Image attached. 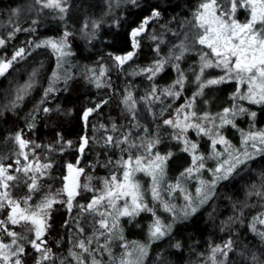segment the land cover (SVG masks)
<instances>
[{
	"label": "trees",
	"instance_id": "1",
	"mask_svg": "<svg viewBox=\"0 0 264 264\" xmlns=\"http://www.w3.org/2000/svg\"><path fill=\"white\" fill-rule=\"evenodd\" d=\"M201 2L138 0L140 7H136L126 0H66V12L61 13L58 9L41 7L36 0H0V38L6 41L0 46V59H10L17 50H25L23 58L15 61L8 72L0 76V164L5 167L11 165L10 173L21 179L23 173H16L17 167L37 162L51 164L45 175L39 177L40 190L31 194L29 203L32 205L64 187L68 164L83 169L79 184L88 185L87 189H79V195L73 199L72 210L66 203L53 205L48 220L50 227L43 237L45 246L51 249V258L43 264H67L71 261L77 264L69 252L81 251L75 247L82 237L80 229L83 228L88 236L96 228L97 217L85 210L97 194L92 190L101 189L103 180L113 174L121 177L123 169L118 161L139 149L130 148L128 143L117 145L116 141L127 135L129 143L139 146L146 137L158 136L161 142L156 150L163 154L172 153L165 168L169 180H174L189 165L188 154L183 151L180 141L173 138L164 120L171 116L183 98L193 92V77L187 67H196L195 57L186 54L180 60L179 69L183 67L186 77L184 87L180 98L166 111L155 104H143L138 98L143 99L144 92L151 86L166 85L176 78L177 73L170 65H165L150 82L141 70L152 66L162 56L177 53L182 34L191 36L190 22L194 21L193 14ZM152 7H156L161 15L149 22L145 34L136 37L139 46L133 48L131 29L150 15ZM14 10L18 11L14 13ZM247 18V12L238 10L237 19L244 22ZM17 28L21 30L16 31ZM66 32L69 33L71 54L66 64L68 72L65 73V66L60 64L58 67L51 47L36 45L43 39L59 38ZM128 52H135V55L119 65L115 56ZM34 71L37 74L33 87L13 107L17 87L26 83ZM101 71L103 75H100ZM54 72L60 77L58 80H54ZM97 78L101 87L96 86ZM50 86L55 90L45 96V90ZM234 89L233 82L213 85L204 90L201 99L213 102L221 99L219 107L209 110L213 112L231 103ZM129 93L136 103L131 110L124 103ZM196 105L202 106L200 101ZM248 107L256 113L250 122L261 127L264 124V104H250ZM45 108L49 111L45 112ZM90 108L94 111L85 121L83 113ZM236 123L245 127L247 121L239 119ZM17 133L29 141L23 149L28 156L27 161L20 155L21 150L15 141ZM83 134L88 142L79 156ZM226 134L232 140L236 137L230 128ZM108 137L113 138L112 143L106 142ZM68 141H71L70 146ZM199 145L206 152L204 137ZM17 160L20 165H17ZM10 185L13 199L20 200L29 195L24 183L13 181ZM256 192L264 193V154L241 165L229 179L218 181L211 198L196 213L187 218L167 219L166 225L172 226L171 231L161 239H152L148 235L152 222L150 212L141 211L133 217H121L114 229L115 236L109 242L111 255L101 249L100 264H118L123 244L126 242L131 247L134 241L147 249L141 264H212V249L229 240L232 241V249L225 264H252L253 255L257 257V264H264V239L253 231L254 220L264 211V195L258 196ZM56 199L66 201L67 197L61 194ZM161 214L168 217V214ZM7 215V209L0 210V219H6ZM9 228L25 237L20 240L25 248L22 264H36L40 253L28 243L35 238L34 234L21 225H9ZM121 235L123 239H120ZM2 238L5 243L10 240L6 235ZM105 242L104 237L98 245L93 236L89 248H99Z\"/></svg>",
	"mask_w": 264,
	"mask_h": 264
},
{
	"label": "snow or ice",
	"instance_id": "2",
	"mask_svg": "<svg viewBox=\"0 0 264 264\" xmlns=\"http://www.w3.org/2000/svg\"><path fill=\"white\" fill-rule=\"evenodd\" d=\"M36 2H42L45 8H55L61 13L66 12V8L64 7L66 0H36ZM126 2L140 7L138 0H126ZM240 9H244L248 13V18L244 22L237 19V12ZM15 11L18 10H14V13ZM160 15V11L156 7H152L150 9V15L145 17L137 27L131 29L133 48L139 46L136 37L145 32L149 22L155 20ZM193 16L194 21L190 22L191 29L193 30L191 33V44L193 46L197 44L203 46L200 50V71L196 75L198 91L193 94L192 99L186 105H182L181 108L176 110L177 116L175 119H167L164 121V124L170 125L177 130V134L173 138L177 140L183 138L185 145L183 151L192 153V166L181 173V180L191 177L194 172L197 174L200 173L205 167V157L195 154L198 145L190 142L185 137V133L190 128L195 129L197 134L209 136L214 150L218 143L224 145V153L227 154L228 159L222 163H218L215 169H209L213 173V180L210 183L200 180L201 187L196 189L198 203L194 204L192 197L187 193L185 194L187 203L182 210L183 218H187L189 215L196 213L199 207L207 203L211 198L210 191L214 189L218 181L229 179L239 166L247 164L248 161L253 160L257 155L264 154V130H250L247 133L242 132V149H236L224 136L219 134L218 128L226 124H232L235 127L233 119L228 118L230 115L234 118L236 115L246 113L248 111L247 109L239 106H234L232 109L225 108L223 114H217V117H211L206 113L202 117H199L198 120L196 119L197 114L195 111H186V109L193 107V101L196 96L203 95L206 87L219 85L232 80L238 84L237 92L233 94L234 98L247 100L253 104H264V0H202ZM20 30L19 28L16 29V31ZM68 35L69 33L66 32L64 38L61 40L49 39L42 41L41 44H37L36 46H50L55 52L60 54V59H62L68 55L64 51L67 47L66 38ZM187 40H189V36L186 34L185 41ZM5 42L4 38H0V46H3ZM178 47L180 54L174 57L177 61L183 58L186 51L190 50L184 41ZM205 48L209 51H205ZM24 52L25 50L21 48L10 59H0V76H4L15 61L22 59ZM134 55L135 52H128L123 56H115V60L119 65H123L126 61L131 60ZM172 58L157 60L151 67L142 69L141 71L150 73L149 79H152L163 70L164 66ZM59 66L60 64L58 62ZM174 67H176L179 76L174 84L165 89L162 94L178 97L180 92L175 89L177 86L181 90L183 89L186 77L180 71L178 64L174 65ZM213 67L221 69L224 74L214 79H202L205 70ZM36 74L34 71L26 83L17 87L16 98L12 103L13 107L19 101L23 100L24 96L33 87ZM100 75H103V71H101ZM53 78L54 80H58L60 77L54 72ZM239 85H246V91L241 93ZM96 86H102L99 78L96 79ZM54 90L50 86L45 90V96ZM156 91L153 88L151 95L155 96ZM155 98L158 99V97ZM124 103L129 105V110L135 105L131 93L125 97ZM44 111L48 112L49 109L45 108ZM93 111L94 109H87L83 113V119L87 121L89 114ZM182 114L183 118L181 119ZM249 114L253 118L256 116L255 112ZM216 119L220 120L219 125H216ZM204 122L211 124L212 127H208ZM82 140L83 142L79 149L80 152L84 151V147L88 142L86 137L82 138ZM15 141L21 150L20 155H23L27 161L28 156L23 152V149L28 146L29 141L23 139L20 133L16 134ZM106 142L112 143L113 138L108 137ZM160 142L158 136L155 138L146 137L137 146L134 143H129V137L127 135L122 140L115 142L117 145L128 143L130 148L138 147L143 149V153L136 156L129 154L127 159L122 158L118 161V164L123 169L122 176L118 177L113 174L110 178L103 180V187L101 189L92 190L97 194L93 196V199L87 204L85 210L99 216L97 220L99 227L93 233V236L95 237L98 233L99 236L105 237L106 242L104 245H100L99 248L93 250L89 248L93 237L79 240L75 247L81 251L69 252V255L77 261V264H86L85 253L91 256V264H100L95 258V255H92L94 251L103 249L111 255L109 242L115 236L114 229L117 228L120 217H133L141 211H152L145 203V190L140 181L136 179V173H143L151 178L150 191L153 200H159L166 211L172 212L174 210L175 205L169 204L161 197V182L165 176L167 160L172 156V153L169 152L166 155H162L159 151H154ZM67 143L69 146L71 145V141ZM36 147H39V145H36ZM249 148H251V151L248 150ZM221 155L222 153L214 151L213 155L208 158L218 159ZM16 163L20 165L19 160ZM11 167V165L5 167L3 164H0V189H2L0 191V210H8L6 219H0V264H22L21 256L25 253L24 245L20 243V240L25 239V237H22L15 230L10 229L9 225H21L28 232L34 234L35 238L29 240L28 243L40 253V259L37 260L36 264H43L44 261L51 258V249L45 246L46 242L43 239L47 229L50 227L48 224L50 212L53 205L57 203H66L68 209L71 210L73 199L79 195V189L81 187L88 188V185L81 186L78 181L83 169L74 168L72 164H68V175L64 177V187L55 194L50 193L45 195L40 202L32 205L29 203L32 198L31 194L40 190L39 177L45 175V170L49 169L51 164H40L37 162L35 165L26 163L17 167L15 172L23 173V179L18 175L11 174L9 172V168ZM13 181L24 183L28 188L29 195L20 200L13 199L9 191L11 187L10 182ZM177 189L186 192L181 187L180 180L175 185H168L167 191L171 193ZM61 194H66V201L56 199ZM255 194L258 196L264 195L262 192H256ZM81 207L83 208L84 206ZM260 223H264V220H261ZM171 227V225L162 224L157 218L150 228V235L152 239H161L171 231ZM80 231L83 232V229H80ZM253 231H256L254 226ZM257 234L261 239H264V232H258ZM3 235L10 238L9 242H4ZM120 239H123L122 235ZM124 247L127 249L128 246L124 245ZM176 247H179V244ZM231 249V240L226 242L223 247H214L210 257L212 264H225V260H217V254L227 258ZM135 251L138 253L135 258H133V252L125 251L119 260V264H141V258L146 255L147 249L145 246L139 245ZM252 264H257V257L255 255L252 257Z\"/></svg>",
	"mask_w": 264,
	"mask_h": 264
},
{
	"label": "rangeland",
	"instance_id": "3",
	"mask_svg": "<svg viewBox=\"0 0 264 264\" xmlns=\"http://www.w3.org/2000/svg\"><path fill=\"white\" fill-rule=\"evenodd\" d=\"M41 7H43V3H38ZM230 7V6H229ZM49 9H55V8H49ZM244 12H247L246 10L242 9ZM146 31H148V29L145 30V32L141 33L140 36L142 34H145ZM193 31V30H192ZM65 34V33H64ZM64 34L59 37V38H47V39H43L40 41L39 44H41L42 41H45V40H61L64 38ZM185 35L186 33L182 34V39L180 40V43L182 41L185 42V44L189 47V51H186L184 53V55L188 54V55H193L195 57V63H196V67L195 68H188L187 67V71H189V73H192V77H193V92L190 93V96L187 97V98H183L180 102V104L178 106H176L173 110V112L171 113V116L167 117L165 120L167 119H175L176 116H177V109L181 108L182 105H186L193 97V94L195 92L198 91V84L196 82V75L199 74V71H200V50L203 46H200V45H195L193 46L191 44V36H189V40L185 41ZM191 35V34H190ZM151 38H153L154 36L151 35L150 36ZM163 41V39H161V42ZM66 42H67V47L64 49L65 52L68 53V55L64 56L62 59H60V54L55 52L56 54V57H57V61L59 62V64H62L63 65V70L64 72H68V68L69 66L66 64H68V61H69V57H70V54H71V51H70V41H69V37L67 36L66 38ZM50 47V46H49ZM205 51H209L208 49H204ZM180 54V49H178L177 53L173 56V55H169V56H162L160 57V60L161 59H168L169 57H173L166 65H170L174 71L177 73V76L174 80H172L171 82H169L168 84L166 85H162V86H159V87H155V86H151V89L149 91H145L144 92V96L143 99H139V101L141 100L143 104H150V105H156V106H160L163 108V112L166 111L169 106L176 100H178L180 97V95L177 97V96H168L166 94H162L164 92L165 89L169 88V86L173 85L174 82L177 80L178 76H179V73L177 72L176 70V67H174V65H179L180 66V60H175L174 57L175 56H178ZM183 55V56H184ZM123 56V55H122ZM151 66H147L145 67L144 69L146 68H149ZM165 67V66H164ZM62 70V71H63ZM183 70V67H180V71L182 72ZM141 73L144 75L145 79L150 82L151 79H149V75L150 73H147V72H142ZM212 75H210V74ZM224 73L221 69H218V68H208L205 70L204 72V76L202 79L204 80H207V79H214V78H218L219 76H222ZM205 75H209V76H205ZM226 82H233L235 84V89H234V93L237 92V88H238V84L236 81L232 80V81H226ZM153 88H155L157 91L155 92V96H152V91H153ZM208 88V87H206ZM205 88V89H206ZM239 88H240V92L243 93L244 91H246V85H239ZM204 89V90H205ZM176 91H179L180 94L182 92V90L177 86ZM204 92L203 91V95H204ZM210 94V93H209ZM231 95V103L228 105V106H224L223 108H220L216 111H213V112H210L209 110L213 109V108H216V107H219L221 104H219V102L221 101V99H215L214 102L211 101L210 99L209 100H205V99H201V97L203 95H199V96H196L195 100L193 101V107L191 109H186L187 112H191V111H195L196 114H197V117L196 119L198 120L199 117H202L204 114H208L209 116L211 117H217V114H223V110L225 108H229V109H232L234 106H239V107H243L245 109H247L248 111L244 114H241V115H236L234 118L230 115L228 118L229 119H233V123L235 124V127L232 126V124H226L224 125L223 127L221 128H218V131H219V134L224 136L225 139L227 141L230 142L231 145H233L236 149H242V144H241V139H242V132L243 133H247L249 132L250 130L251 131H258V130H264V124L261 126V127H256L254 124H252L250 122V114L252 111L250 110V108L248 107V105L250 104H253L247 100H239L237 98H234V95ZM128 96V95H126ZM155 97H158L155 98ZM201 102V105L202 106H197L196 105V102ZM215 103H218L219 105L215 104ZM136 105V103H135ZM134 105V106H135ZM257 105V104H256ZM129 106V105H128ZM133 106V107H134ZM132 107V108H133ZM203 107V108H201ZM198 108H201L198 110ZM183 118V114L181 115V119ZM239 119H244L247 121V124L245 125V127H241L239 125H237V120ZM164 120V121H165ZM205 124H207V122H204ZM216 125H219L220 124V120L219 119H216L215 121ZM208 127H212L211 124H207ZM170 130L173 134V137L174 135L177 134V130L172 128L170 125ZM227 128L230 130H232V132H234L235 134V139H231L230 137L227 136L226 134V130ZM190 132L192 133V136L194 137H191V134ZM185 137L192 143H196L198 145L197 149H196V155H203L205 157V167L204 169H202L200 171V173H193V175L191 177H188L186 179H183L181 180L180 177H181V173L185 171V169L189 168L190 166H192V153L191 152H186L190 158V161H189V165L174 179V180H169L167 178V176L165 175L164 176V179L163 181L161 182V197L164 201L168 202L169 204L171 205H175V208L172 212H169V211H166L163 207V205L160 203L159 200H153L152 198V195H151V178L144 175L143 173H136V179H138L143 187V189L145 190V203L148 205L149 208L152 209V211H148L151 213V216H152V222L151 224L149 225V231H148V235H150V228L152 227L154 221L158 218L162 224L166 225V223H168L172 218L174 219H181L183 218V209L187 203V201L185 200V194H189L192 199H193V203L196 204L198 203V198H197V193H196V189L198 187H201L200 185V180H204V181H207V182H211L213 180V173L211 171H209V169H215L218 165V163H222L224 160L228 159V156L226 153H224V148L225 146L222 145V144H217L216 147H215V150L213 149L212 147V142H211V138L209 136H205L203 134H197V131L195 129H188L187 132L185 133ZM203 137L205 138L206 142H207V149H206V152L203 151V148L199 145V141L203 139ZM180 143H181V146H182V149H184L185 145L183 143V138L181 140H179ZM141 144V143H140ZM249 151H251V148L248 149ZM154 151H157L156 149ZM215 152H220L222 153V155L217 159V158H208L209 156L213 155V153ZM143 153V149H137L135 152H131L130 154L132 156H136V155H139V154H142ZM162 155H166V154H163L161 153ZM128 158V156H127ZM126 158V159H127ZM240 167V166H239ZM238 167V168H239ZM81 169V168H79ZM10 172V171H9ZM68 175V169L66 170V175ZM81 175V174H80ZM180 180L181 182V187L183 189L186 190V192H182L180 191L179 189L169 193L167 191V188H168V185H175L177 183V181ZM78 181L80 183V176L78 178ZM64 184H65V181H64ZM217 184V183H216ZM208 190V189H206ZM0 191H2V189H0ZM213 193V189L210 191V195ZM93 199V198H92ZM91 199V200H92ZM90 200V201H91ZM122 203V202H121ZM87 206V205H86ZM73 209V206L71 208V210ZM163 212L164 214H168L167 216L168 217H165L163 214L161 213ZM93 213V212H91ZM94 216L97 217V220L99 219V216L96 215L95 213H93ZM92 214V215H93ZM124 217V216H122ZM121 218V217H120ZM167 219L169 221H167ZM97 220H96V228L95 229V232L96 230L98 229V224H97ZM261 220H264V211L261 213V215H259L258 217H256V219L254 220V224L253 226L255 227L256 229V233L258 232H264V223H260ZM111 223V221H110ZM168 225V224H167ZM83 229V228H81ZM94 229L93 231H90L89 235L86 236L85 233H84V230L82 233V237L81 239H86L87 237H93V233H94ZM98 237V239H97ZM104 236H99V234L97 233V235L94 237V240H95V243H98L101 244L102 243V240H103ZM39 242V241H38ZM228 242V241H227ZM226 243V242H225ZM225 243H223L222 245H220L221 247H223L225 245ZM133 246H128V243H124L123 244V252L121 254V256L124 254L125 251H131L133 252V258H135L138 253L135 251L136 247L139 246V245H142L140 244L139 242L137 241H134L132 242ZM124 245H127V249L124 247ZM143 246V245H142ZM91 249L95 250L97 249V247H91ZM92 255H95V258L101 262V258H100V255H99V251H94L92 253ZM85 256V260H86V264H91V256L87 253L84 254ZM40 257V255H39ZM40 259V258H39ZM225 260L226 258L220 256L219 254H217V260ZM67 264H76L74 261H71V262H68ZM119 264V263H118Z\"/></svg>",
	"mask_w": 264,
	"mask_h": 264
},
{
	"label": "water",
	"instance_id": "4",
	"mask_svg": "<svg viewBox=\"0 0 264 264\" xmlns=\"http://www.w3.org/2000/svg\"><path fill=\"white\" fill-rule=\"evenodd\" d=\"M84 137H86L85 134H83L82 137H81V139H80V145L83 142L82 138H84ZM85 147H86V145H85ZM85 147H84V149H85ZM79 149H80V147H79ZM81 154H82V152L79 151V156H81ZM73 166H74V168H79L77 165H73Z\"/></svg>",
	"mask_w": 264,
	"mask_h": 264
}]
</instances>
